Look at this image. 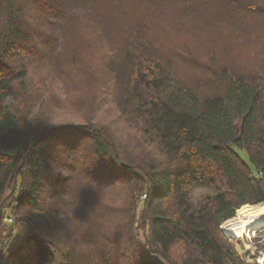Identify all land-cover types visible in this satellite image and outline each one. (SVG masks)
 <instances>
[{
  "label": "trees",
  "instance_id": "trees-1",
  "mask_svg": "<svg viewBox=\"0 0 264 264\" xmlns=\"http://www.w3.org/2000/svg\"><path fill=\"white\" fill-rule=\"evenodd\" d=\"M259 204L264 0H0V264H257Z\"/></svg>",
  "mask_w": 264,
  "mask_h": 264
},
{
  "label": "rangeland",
  "instance_id": "rangeland-1",
  "mask_svg": "<svg viewBox=\"0 0 264 264\" xmlns=\"http://www.w3.org/2000/svg\"><path fill=\"white\" fill-rule=\"evenodd\" d=\"M239 154L240 156L242 157V159L246 162V163H249V159H248V156L246 155L245 152H241L239 151ZM214 192L213 190L210 188V187H207V186H203V187H197L195 188L192 193H191V196H192V202L194 204H198L205 196L207 195H213ZM141 202V200H140ZM141 212H142V204L139 203L138 204V210L136 211V223H135V228L138 227V221L140 222V215H141ZM239 214H240V211L238 212L237 211V215L235 213V216L225 222H223V224L221 225V229L222 231L225 233V235L232 241H234V246H235V251L236 253L238 254V256L242 259L244 258V253H246V250L247 248H249V246L247 245V237L250 236L252 237L254 232H257V231H260V230H264V226L263 227H260L256 230H253L251 232H248L247 234L244 235V241L246 242V247L245 245H241V247L243 249L240 248V246L237 244V238L234 237V236H231L229 234V226L231 225L232 222H237L238 219H239ZM15 223V222H14ZM13 223V224H14ZM16 230H17V234H18V241L21 242L28 234L31 233V229L30 227H28L27 225L25 224H18L16 226ZM136 234H137V238L138 240H140L141 242H143L145 240V233H144V230H141V229H138L136 230ZM262 234H264V232H262ZM238 245V246H237ZM249 254V253H248ZM258 256V255H257ZM257 259V257H256ZM255 259V260H256ZM244 261V259H242ZM257 261V260H256ZM256 261H244L246 263H257ZM258 264V263H257Z\"/></svg>",
  "mask_w": 264,
  "mask_h": 264
},
{
  "label": "bare ground",
  "instance_id": "bare-ground-1",
  "mask_svg": "<svg viewBox=\"0 0 264 264\" xmlns=\"http://www.w3.org/2000/svg\"><path fill=\"white\" fill-rule=\"evenodd\" d=\"M264 226V204L249 206L240 210L237 222L229 226V234L238 239L245 234Z\"/></svg>",
  "mask_w": 264,
  "mask_h": 264
},
{
  "label": "built area",
  "instance_id": "built-area-1",
  "mask_svg": "<svg viewBox=\"0 0 264 264\" xmlns=\"http://www.w3.org/2000/svg\"><path fill=\"white\" fill-rule=\"evenodd\" d=\"M145 199H146V196H143L141 198L140 203L143 204V201ZM3 221L6 224H13L15 222L14 218L10 216L8 211L5 212ZM262 232H264V230L254 232L252 237L250 236L247 237V241H248L247 245L249 246V248L245 249L246 250V253H244L245 257L242 258L244 259V261H256L257 260L256 262L258 264H264V234H262ZM237 244L240 246L241 249H243L241 245L243 246L245 245L246 247V242L244 241V237L241 239H238Z\"/></svg>",
  "mask_w": 264,
  "mask_h": 264
}]
</instances>
